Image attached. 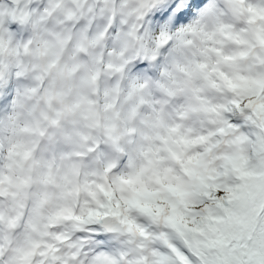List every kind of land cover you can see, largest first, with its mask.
<instances>
[{
  "label": "snow or ice",
  "instance_id": "1",
  "mask_svg": "<svg viewBox=\"0 0 264 264\" xmlns=\"http://www.w3.org/2000/svg\"><path fill=\"white\" fill-rule=\"evenodd\" d=\"M0 264H264V0H0Z\"/></svg>",
  "mask_w": 264,
  "mask_h": 264
}]
</instances>
